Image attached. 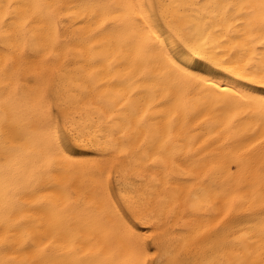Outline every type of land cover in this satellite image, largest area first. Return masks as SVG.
Instances as JSON below:
<instances>
[{
    "label": "snow or ice",
    "instance_id": "1",
    "mask_svg": "<svg viewBox=\"0 0 264 264\" xmlns=\"http://www.w3.org/2000/svg\"><path fill=\"white\" fill-rule=\"evenodd\" d=\"M15 9L0 15V53L11 61L2 69L5 78L18 72L14 57L24 49L35 53L33 59L54 57L58 64L65 49L81 48L93 54L107 52L104 60L90 67L96 70L107 62L110 83L95 88L99 77L90 76L88 94L79 101L89 110L88 136L75 121L64 117L62 122L57 107H49L48 102L34 106L11 88L0 93V141L5 153L18 137L24 138L40 162L26 185L3 186L0 255L4 259L0 264H264V187L258 196L251 189L249 196L247 188L223 193L215 184L225 171L239 174L244 163L238 158L241 148L246 153L264 145V0H24ZM176 9L198 18L206 32L215 31L224 41L218 47L237 49L240 64L221 63L212 55L218 48L209 50L207 42L192 47L170 35L174 26L169 17ZM241 66L244 70H234ZM173 83L182 87L177 90ZM192 84L208 86L211 93L195 115V106L185 95ZM157 114L159 121H175L176 126L181 120L203 125L201 139L207 136L221 147L218 163H213L187 201L193 214L223 202L227 211L222 215L195 217L213 223L178 233L183 243L167 245L159 239L163 221L147 212L145 200L128 196L127 174L109 184L110 172L93 177L97 190L106 191L115 206L106 210L104 218L74 219L75 212L87 207L85 200L79 209L58 208L35 231L13 222L21 208L47 216L46 209L27 208V202L39 192L55 193L67 187V162L101 159L111 147L106 136H129L133 121L136 130L147 128L157 122ZM98 126L96 138L90 139ZM132 139L129 136L127 143ZM175 143L171 133L151 141L146 137L136 153L146 154L141 180L160 174L152 176V192L170 184L197 183L195 178H183L188 172L175 171L181 163L187 167L176 159ZM44 181L47 186L41 187ZM181 194L180 190L175 193ZM113 212L118 214L115 227L107 222ZM237 212L246 214L225 223ZM114 236L133 237L127 256L113 257L110 241ZM147 240L152 244L146 245Z\"/></svg>",
    "mask_w": 264,
    "mask_h": 264
},
{
    "label": "bare ground",
    "instance_id": "2",
    "mask_svg": "<svg viewBox=\"0 0 264 264\" xmlns=\"http://www.w3.org/2000/svg\"><path fill=\"white\" fill-rule=\"evenodd\" d=\"M21 2L24 0H0V15L14 13L15 5ZM164 2H168V0H164ZM171 2L181 3L182 0H171ZM10 5L11 7H9ZM169 19L174 26L170 30V35L192 47H199L207 42L209 50L213 47L218 48L212 55L219 57L221 63L229 64L230 67L240 64L241 57L237 55L238 50L218 47L224 41L219 39L215 31L206 32L205 25L200 24L198 18H193L183 9H176ZM93 55L95 60H93ZM34 56L35 53L28 49L17 53L14 60L18 72L5 78L2 69L11 61L8 56L0 53V93H3L6 88H11L34 106L48 102L49 107H57L62 122L64 117H67L69 121H75L83 129L84 135L88 136V129L91 127L88 117L89 110L79 101L88 94L87 85L90 83V76L99 77L96 80L95 88H104L105 83H110L107 62L98 64L96 70L90 67L95 61L104 60L107 52L99 51L93 54L91 50H82L81 48H73L71 51L65 49L58 64L55 63L54 57L44 58L41 56L38 59H33ZM233 56H236L235 60H232ZM69 65H71L70 68ZM234 70L242 71L244 68L241 66ZM172 87L179 90L182 86L179 83H173ZM207 87L205 85L198 87L192 84L185 89V95L195 106L193 115L210 98L211 93L207 92ZM154 119L157 120L156 123L140 130H136L135 121L132 122L134 130L129 133V136L133 138L131 144L127 143L129 136H120L115 139L106 136L105 142L111 147L105 149L101 159L67 162V187L61 188L55 193L39 192L37 196L27 202V208H44L48 215L44 216L37 212L29 213L21 208L12 217L13 222L27 225V231H35L42 221L48 220L58 208L63 209L68 206L79 209L85 200H87V207L75 212L74 219L78 220L81 217L104 218L106 210L115 206L111 205V197L106 194V191L97 190L93 177L110 172L112 179L109 184H113L118 176L125 178V174H127L128 196L137 200H145L143 207L147 212L153 214L155 220L163 221V232L159 239L167 245L177 246L183 243L178 233L213 223L214 221L209 219L195 217L207 218L222 215L227 211L223 202H220L218 208L213 205L204 212L193 214L187 201L204 182L203 177L211 170L213 163H218L216 156L220 153L221 147L216 146L214 139H208L207 136L201 139L204 136V132L200 131L204 127L203 125L185 124L181 120L179 126H176L175 121L170 123L159 121V114ZM98 130L99 126L92 131L90 139L96 138ZM206 131L208 130L205 129ZM169 133L173 140L177 141L173 146L176 159L187 164L185 167L184 163H181L175 171L188 172L189 175L183 178L186 180L195 178L197 183L181 186L170 184L167 187H161L158 192H152V176L160 174L152 173L147 181L141 180L139 177L143 175L146 168L141 161L146 159V154L141 153L137 156L136 153L140 152L141 143L145 141L146 137L151 141L159 139L161 136L167 138ZM249 135H254V133ZM260 138L261 136L256 137V139ZM137 140L141 143H137ZM197 141L200 143L197 144ZM254 142L253 140L252 143ZM190 145H195L191 151L189 150ZM197 154H199L198 158L193 159V157H197ZM238 158L244 162L239 174L233 176L231 171H225L223 175L217 177L216 186L223 193L247 188L249 196L253 194L251 189L255 188V194L258 196L264 187L261 184V180L264 179V145H258L246 153L241 148ZM39 163L37 154L27 139L18 137L13 142L12 149L8 154L4 151L3 141H0V202H2L4 184L7 183L13 187L26 185L36 174ZM169 170L171 171V168ZM47 183L44 181L41 187L47 186ZM178 190L182 193L179 197L175 195ZM146 197L147 199H145ZM245 214V212H237L229 216L225 223L237 220ZM117 215L113 212L111 216L107 217V222L114 227ZM0 219L3 217L0 216ZM170 220L171 226H169ZM132 241L133 237L131 236H114L110 241L113 257L120 259L122 255L127 256ZM145 244L151 245L152 241L147 240ZM2 259L4 256L0 255V260Z\"/></svg>",
    "mask_w": 264,
    "mask_h": 264
}]
</instances>
